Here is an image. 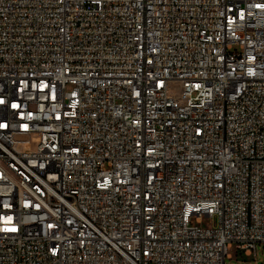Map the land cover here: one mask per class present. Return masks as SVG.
<instances>
[{
	"label": "built area",
	"instance_id": "2783aa9c",
	"mask_svg": "<svg viewBox=\"0 0 264 264\" xmlns=\"http://www.w3.org/2000/svg\"><path fill=\"white\" fill-rule=\"evenodd\" d=\"M259 245L264 0H0V264Z\"/></svg>",
	"mask_w": 264,
	"mask_h": 264
},
{
	"label": "rangeland",
	"instance_id": "374dc122",
	"mask_svg": "<svg viewBox=\"0 0 264 264\" xmlns=\"http://www.w3.org/2000/svg\"><path fill=\"white\" fill-rule=\"evenodd\" d=\"M67 89L71 90L72 87L68 86ZM216 224H217V219L204 218L202 224L201 225L197 224V225L207 228V227H214ZM231 254H232V259H227L226 264H264V245L258 246V251L255 256L248 257L244 253L237 250H233Z\"/></svg>",
	"mask_w": 264,
	"mask_h": 264
}]
</instances>
